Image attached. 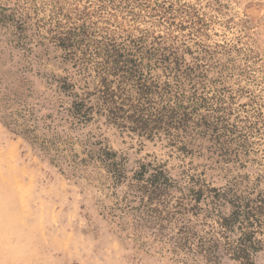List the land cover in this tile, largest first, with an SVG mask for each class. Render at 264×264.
<instances>
[{"label":"rangeland","instance_id":"obj_1","mask_svg":"<svg viewBox=\"0 0 264 264\" xmlns=\"http://www.w3.org/2000/svg\"><path fill=\"white\" fill-rule=\"evenodd\" d=\"M126 70L156 84L155 97L167 88L163 100L187 114L190 135L147 137L105 115L72 128L60 120L57 110L71 100L60 80L80 96L93 92L92 101L101 85L135 96L137 76ZM24 107L40 125L51 115L74 142L59 145L62 157L52 161L55 151L2 123ZM86 133L128 175L160 165L182 186L226 191L224 214L232 196L251 200L264 242V0H0V264H211L133 231L126 208H112L122 207L126 182L112 184L98 160L80 162L77 139ZM255 262L264 264V244Z\"/></svg>","mask_w":264,"mask_h":264},{"label":"trees","instance_id":"obj_2","mask_svg":"<svg viewBox=\"0 0 264 264\" xmlns=\"http://www.w3.org/2000/svg\"><path fill=\"white\" fill-rule=\"evenodd\" d=\"M137 66L134 64L132 67ZM135 72L136 70L130 71L128 78L137 76L135 84H131L135 87L136 95L126 90L125 99L122 98L125 96L123 91L122 96H116L106 85H101L92 101L93 92L88 91L80 96L71 91L73 84L65 79L60 80L58 91L66 93L71 100L60 105L57 115L64 114L60 120L68 123L69 128L85 126L96 120V115H105L108 121L147 137L160 132L170 134L172 130L174 131L171 135L175 137L179 131L189 134L192 130L187 114L179 112L176 104L170 103L169 99L163 100V95L168 93L167 88L163 87V95L155 97L153 89L156 90L157 85L148 83L146 76L141 73L133 74ZM117 97L126 101V111L124 102L115 100ZM3 118L2 123L11 132L22 136L36 148L44 153L55 151L50 155L52 161L62 157L59 149L61 143H74L68 141V135L63 137L56 132V126L51 125L54 122L51 115L41 117L44 121L40 125L39 118L31 107L5 112ZM47 119L49 123L46 122ZM126 122L130 125H125ZM214 128L218 138L219 129L216 126ZM92 137L90 133H86L82 139H77L85 153L80 162L98 160L111 174L112 184L117 187L126 182V190L117 198L122 207H116V203L112 208H126V215L131 216L135 233L148 237L152 243L167 247L174 253L187 252L200 256L211 264L218 263L223 256H228L237 264H256V251L264 242L255 237L256 227H260V220L255 212H260L258 206L250 204L251 200L242 202L238 196H232V210L224 214L220 207L227 198L226 191L207 188L208 192L205 194L202 186H182L160 165L142 164L128 175L116 161L115 153L100 140H92ZM74 157H78V154L75 153ZM235 229H239V234L232 237ZM148 243L147 240L142 242L144 245Z\"/></svg>","mask_w":264,"mask_h":264}]
</instances>
